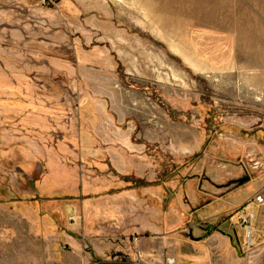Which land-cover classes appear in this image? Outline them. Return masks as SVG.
<instances>
[{"label": "rangeland", "instance_id": "obj_1", "mask_svg": "<svg viewBox=\"0 0 264 264\" xmlns=\"http://www.w3.org/2000/svg\"><path fill=\"white\" fill-rule=\"evenodd\" d=\"M110 198L129 254L261 258L264 0H0V227Z\"/></svg>", "mask_w": 264, "mask_h": 264}, {"label": "crops", "instance_id": "obj_2", "mask_svg": "<svg viewBox=\"0 0 264 264\" xmlns=\"http://www.w3.org/2000/svg\"><path fill=\"white\" fill-rule=\"evenodd\" d=\"M107 201L106 209L95 208L90 214L84 211L80 222H64L63 209L53 213L48 208L40 220L33 218L30 210L23 214L13 212L25 225L0 227V264H248L244 259H232L234 248L227 234L223 235L221 246L214 245L216 236L189 246L192 260L188 263L160 259L163 254L156 247L129 254L128 248L116 240L129 232L128 227L116 216V199ZM56 217H60V222ZM153 221L151 230L156 234L161 230L159 218L155 221L154 217ZM148 225L142 214L135 228L142 233ZM252 256L251 264H264V253L261 258L253 253Z\"/></svg>", "mask_w": 264, "mask_h": 264}, {"label": "bare ground", "instance_id": "obj_3", "mask_svg": "<svg viewBox=\"0 0 264 264\" xmlns=\"http://www.w3.org/2000/svg\"><path fill=\"white\" fill-rule=\"evenodd\" d=\"M252 218L254 219V215H252Z\"/></svg>", "mask_w": 264, "mask_h": 264}, {"label": "built area", "instance_id": "obj_4", "mask_svg": "<svg viewBox=\"0 0 264 264\" xmlns=\"http://www.w3.org/2000/svg\"><path fill=\"white\" fill-rule=\"evenodd\" d=\"M251 219H253L252 216H251Z\"/></svg>", "mask_w": 264, "mask_h": 264}]
</instances>
